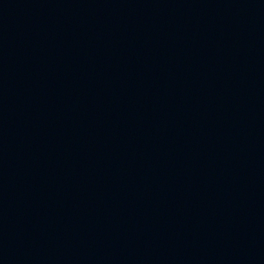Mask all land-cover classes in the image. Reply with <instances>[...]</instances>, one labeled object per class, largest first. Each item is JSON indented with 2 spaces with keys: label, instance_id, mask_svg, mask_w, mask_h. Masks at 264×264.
<instances>
[{
  "label": "water",
  "instance_id": "95a60500",
  "mask_svg": "<svg viewBox=\"0 0 264 264\" xmlns=\"http://www.w3.org/2000/svg\"><path fill=\"white\" fill-rule=\"evenodd\" d=\"M0 264H264V0H0Z\"/></svg>",
  "mask_w": 264,
  "mask_h": 264
}]
</instances>
